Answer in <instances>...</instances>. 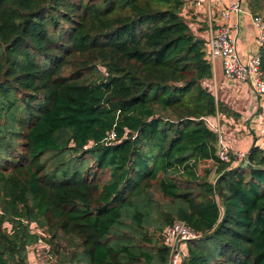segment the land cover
<instances>
[{
  "label": "trees",
  "instance_id": "16d2710c",
  "mask_svg": "<svg viewBox=\"0 0 264 264\" xmlns=\"http://www.w3.org/2000/svg\"><path fill=\"white\" fill-rule=\"evenodd\" d=\"M184 4L0 0V264L40 239L57 264H167L177 220L200 235L182 264H264L263 150L218 157L206 119L236 113Z\"/></svg>",
  "mask_w": 264,
  "mask_h": 264
},
{
  "label": "built area",
  "instance_id": "2783aa9c",
  "mask_svg": "<svg viewBox=\"0 0 264 264\" xmlns=\"http://www.w3.org/2000/svg\"><path fill=\"white\" fill-rule=\"evenodd\" d=\"M196 8L203 7L208 0H189ZM245 12L241 5V0L223 8L221 17L228 19L231 13L242 14ZM249 13V11H246ZM251 22L256 29L255 41L258 48L264 42V18L261 15H252ZM207 58L211 63L217 59L221 61L223 76L226 80L239 83H247L255 95L257 108L261 110L259 121L260 135L255 145L263 150L264 154V80L260 74V56L259 53L253 55L248 61L240 60L236 49V38L231 35V28L222 23L216 27L211 26L207 37L204 39ZM220 113L213 118H207L208 125L217 134V155L222 161H229L233 156L234 162L239 163L247 161L248 151L230 150L226 140L224 127L220 124ZM116 135L114 131L107 134L108 143L115 142ZM200 235L195 232L185 222L177 220L166 226L161 233V243L168 249L167 264H182L186 255V243L189 240L198 238ZM41 239L39 240V242Z\"/></svg>",
  "mask_w": 264,
  "mask_h": 264
},
{
  "label": "crops",
  "instance_id": "0c3cea01",
  "mask_svg": "<svg viewBox=\"0 0 264 264\" xmlns=\"http://www.w3.org/2000/svg\"><path fill=\"white\" fill-rule=\"evenodd\" d=\"M184 1L188 13L187 22L197 37L205 39L211 26L216 27L225 23L231 28V35L236 38L237 54L241 61L246 62L258 53L259 48L255 41L256 29L251 22V13L246 12L248 10L244 0H241V5L245 12L238 15L231 13L228 19L221 17V11L239 0H208V3L201 8L194 7L189 0ZM206 84L217 100L236 113L235 116H226L223 113L219 116L229 146L233 150L248 151L256 142V137L250 135L249 129H253L259 139L261 118V110L257 108L251 86L247 83L226 80L221 61L218 59L212 63V77L206 81ZM247 121L250 127L245 124Z\"/></svg>",
  "mask_w": 264,
  "mask_h": 264
},
{
  "label": "rangeland",
  "instance_id": "374dc122",
  "mask_svg": "<svg viewBox=\"0 0 264 264\" xmlns=\"http://www.w3.org/2000/svg\"><path fill=\"white\" fill-rule=\"evenodd\" d=\"M263 17V14H261ZM219 60V59H218ZM245 111V108H244ZM246 125L249 126V121L245 122ZM250 135L253 134L254 137H256V140H258V137L255 136L256 132L253 129H249ZM230 150H232L230 148ZM234 151V150H232ZM244 151V150H243ZM90 160H88L89 162ZM234 164V163H233ZM90 167H93L92 160L89 162ZM107 178L106 174L103 172H98L96 175V179L100 182L101 180H105ZM101 183V182H100ZM30 228L34 230L35 232L39 233L42 237H45V239H48L47 235L45 233H42L39 228L36 227L34 223H31ZM49 244V245H48ZM69 247V251H70ZM55 250V244H50L47 240L42 239L40 242H38L36 245L30 247L28 249V256L27 260L30 264H57L60 263L59 261V255L56 252L65 251L67 252L68 249H66V244H62L61 247H59L58 251ZM57 261V262H56Z\"/></svg>",
  "mask_w": 264,
  "mask_h": 264
},
{
  "label": "water",
  "instance_id": "95a60500",
  "mask_svg": "<svg viewBox=\"0 0 264 264\" xmlns=\"http://www.w3.org/2000/svg\"><path fill=\"white\" fill-rule=\"evenodd\" d=\"M243 165H244L245 167H247V168H259V166H257V165H252V164H250L248 161H244V162H243Z\"/></svg>",
  "mask_w": 264,
  "mask_h": 264
}]
</instances>
